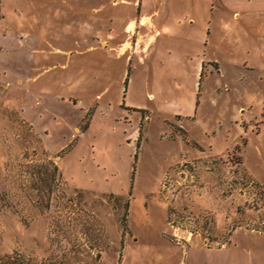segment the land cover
<instances>
[{
    "label": "rangeland",
    "instance_id": "374dc122",
    "mask_svg": "<svg viewBox=\"0 0 264 264\" xmlns=\"http://www.w3.org/2000/svg\"><path fill=\"white\" fill-rule=\"evenodd\" d=\"M3 261L264 264V0H0Z\"/></svg>",
    "mask_w": 264,
    "mask_h": 264
},
{
    "label": "trees",
    "instance_id": "16d2710c",
    "mask_svg": "<svg viewBox=\"0 0 264 264\" xmlns=\"http://www.w3.org/2000/svg\"><path fill=\"white\" fill-rule=\"evenodd\" d=\"M64 149V148H63ZM63 151V150H62ZM56 166V165H55ZM54 166V167H55ZM127 204H128V201L125 203V212H126V207H127ZM125 213L123 214V222H125ZM16 257V256H15ZM17 258V257H16ZM1 264H5V261H3V263H1ZM26 264H32L31 262H26Z\"/></svg>",
    "mask_w": 264,
    "mask_h": 264
},
{
    "label": "crops",
    "instance_id": "0c3cea01",
    "mask_svg": "<svg viewBox=\"0 0 264 264\" xmlns=\"http://www.w3.org/2000/svg\"><path fill=\"white\" fill-rule=\"evenodd\" d=\"M131 28V27H130Z\"/></svg>",
    "mask_w": 264,
    "mask_h": 264
}]
</instances>
